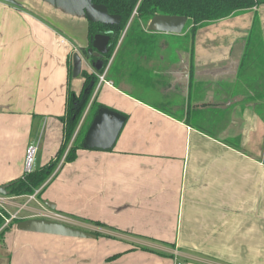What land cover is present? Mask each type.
Here are the masks:
<instances>
[{
    "label": "crops",
    "instance_id": "crops-1",
    "mask_svg": "<svg viewBox=\"0 0 264 264\" xmlns=\"http://www.w3.org/2000/svg\"><path fill=\"white\" fill-rule=\"evenodd\" d=\"M83 6L0 0V185L24 175L29 147L32 170L55 158L68 90L83 83L71 75L73 53L97 74V58L83 56ZM254 23L264 57V3L198 28L174 58L160 39L130 55L128 24L75 131L96 101L125 117L112 147L79 148L66 162L71 139L41 190L69 225L99 236L10 228L0 264H264V102L242 99L264 95V61L239 72ZM150 93L154 101L141 96Z\"/></svg>",
    "mask_w": 264,
    "mask_h": 264
},
{
    "label": "trees",
    "instance_id": "trees-1",
    "mask_svg": "<svg viewBox=\"0 0 264 264\" xmlns=\"http://www.w3.org/2000/svg\"><path fill=\"white\" fill-rule=\"evenodd\" d=\"M92 2L104 4L108 13L120 16V22L118 25L88 22L89 37L97 33L111 30L109 51L101 57L102 66L100 69L96 70L97 74H101L104 71L107 61L112 55V52L135 8L136 14L132 17L121 43V46H123L127 41L132 42V47L129 50L130 55H136L140 49H144L145 43L154 46L157 44L159 35L145 31L148 21L156 14L185 16L187 21L183 30H187L186 36H191V38H193L198 28L216 20L249 10L255 4L264 3V0H140L139 2L138 0H92ZM262 47V39L256 32L254 23L245 40L244 49L240 59V73H243L249 64H253V67L254 65L258 68L261 67V61H264ZM146 48H148V46H145V49ZM87 58L90 59L95 57L93 55H87ZM97 74H95V72L81 70L80 75L83 78L81 89L78 92L71 89L68 90L65 103V113L61 117L63 122V139L59 150L55 155L56 161L58 158H61L71 139V145L64 156L66 162H70L75 158L77 149L85 148L83 146L84 135L98 108L103 105L96 101H92L85 120L81 123L76 133L75 131L98 82ZM242 99L264 102V95L261 94V92L256 91L252 96L244 97ZM194 117L195 114L192 116L188 111L185 121L195 125ZM55 164L56 162H53L51 159L41 167L10 182L8 187V189H10V194L25 195L32 193L52 174ZM1 220L2 219H0V224ZM92 222L96 225H101L98 221ZM96 235L99 236L97 233ZM1 236L2 234H0V237ZM118 255H113L108 257V259L115 258Z\"/></svg>",
    "mask_w": 264,
    "mask_h": 264
},
{
    "label": "water",
    "instance_id": "water-1",
    "mask_svg": "<svg viewBox=\"0 0 264 264\" xmlns=\"http://www.w3.org/2000/svg\"><path fill=\"white\" fill-rule=\"evenodd\" d=\"M83 1V12L86 20L91 23H102L118 25L120 16L110 14L104 4L94 3L92 0ZM187 18L182 15H162L156 14L147 23L149 32L180 34L185 26ZM109 31L97 33L89 37L91 46L87 49V55L92 54L97 58L96 69L102 66L101 57L109 51ZM88 59V58H87ZM82 69V58L78 52L72 55V77H77ZM125 117L120 113L101 106L84 135L83 146L85 148L108 149L112 147L116 136L124 122ZM10 183L0 185V194H10L8 189ZM46 205L54 208L53 203L45 201ZM14 228L24 232L45 233L57 236L95 238L92 232L74 227L60 220L48 217H28L15 222Z\"/></svg>",
    "mask_w": 264,
    "mask_h": 264
},
{
    "label": "rangeland",
    "instance_id": "rangeland-1",
    "mask_svg": "<svg viewBox=\"0 0 264 264\" xmlns=\"http://www.w3.org/2000/svg\"><path fill=\"white\" fill-rule=\"evenodd\" d=\"M133 16L134 15L132 14L127 25L131 22V19ZM159 39L166 41L167 46L162 49H167V55H169L171 58H174L177 55V48L182 46L183 43H185L188 40V36L179 38V37H176L175 34H171V35L159 34ZM141 96L147 100L154 101L153 94L151 93L150 95L141 94ZM61 158L60 159L58 158L57 161L55 160V158L52 159L53 162H56L57 164V166L55 164V168L52 171V174L57 170L58 167L61 166V163H62ZM24 174L26 173L24 172ZM52 174L48 177V179L52 177ZM47 180L42 185H40L38 188H36L32 193L25 194L26 196L22 195L23 197L19 198V199H22L21 201H18L19 204L14 205L8 202H2L0 204L1 205L0 206V219H2L1 224H0V234H3L4 231L7 229L14 228L16 221L22 218H27V216H32V215H35L34 217H48V218L60 220L67 224L73 223V220L71 217L61 215L57 213L54 210V208H50L45 203H42L41 201L42 191L41 190L45 188V183L47 182ZM9 195H12V194H6V195L0 194V197H6ZM14 196H17V195H14ZM25 199H27V201H24Z\"/></svg>",
    "mask_w": 264,
    "mask_h": 264
},
{
    "label": "built area",
    "instance_id": "built-area-1",
    "mask_svg": "<svg viewBox=\"0 0 264 264\" xmlns=\"http://www.w3.org/2000/svg\"><path fill=\"white\" fill-rule=\"evenodd\" d=\"M135 12V10H134ZM100 80L103 79V75H100L99 77ZM36 152V146L29 147L26 153V160H25V165H24V172L29 173L32 171V162L34 158V154ZM173 264H182L181 262L174 261Z\"/></svg>",
    "mask_w": 264,
    "mask_h": 264
},
{
    "label": "flooded vegetation",
    "instance_id": "flooded-vegetation-1",
    "mask_svg": "<svg viewBox=\"0 0 264 264\" xmlns=\"http://www.w3.org/2000/svg\"><path fill=\"white\" fill-rule=\"evenodd\" d=\"M140 0H138V2H139ZM257 5L258 4H255L252 8H254V7H257ZM252 8H250V9H252ZM135 10V12L133 11V15H135L136 14V8L134 9ZM132 20V19H131ZM186 24V23H185ZM147 26V25H146ZM185 27V26H184ZM107 31H109V35L111 36V30H107ZM106 32V31H105ZM105 32H102V33H105ZM91 46V43H90V41H89V43H88V46L85 48V49H83V56L84 57H86L87 58V49L89 48ZM90 56L92 55V54H89ZM23 219V218H22Z\"/></svg>",
    "mask_w": 264,
    "mask_h": 264
}]
</instances>
